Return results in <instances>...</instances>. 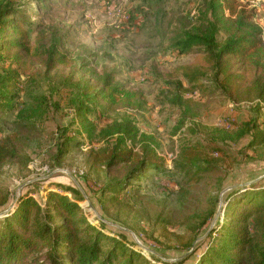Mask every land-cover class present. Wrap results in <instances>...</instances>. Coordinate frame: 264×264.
<instances>
[{
	"label": "rangeland",
	"instance_id": "1",
	"mask_svg": "<svg viewBox=\"0 0 264 264\" xmlns=\"http://www.w3.org/2000/svg\"><path fill=\"white\" fill-rule=\"evenodd\" d=\"M239 1L252 10L264 39V0ZM16 2L36 5L33 0ZM200 4L201 0H170L157 17L135 0L45 1L44 27L68 34L63 50L77 68L115 73L127 90L141 91L146 104L140 111L96 107L84 95L80 73L68 69L45 72L36 65L32 75L21 73L14 85L0 78V96L6 98L1 101L0 142L10 137L15 151V157L0 167V187L10 196L0 217L21 194L29 192L43 207L49 183L74 185L84 198L80 205L89 223L98 226L99 220L124 232L151 264H172L190 257L218 218L225 219L234 190L264 184V141L249 146L254 136L261 138L259 133L264 139V114H256L250 102L232 103L211 76L200 82L203 89L188 93L174 87L180 82L187 88L183 79L168 77L175 67L193 61L192 56L169 49L168 39L176 28L190 29L199 23ZM114 120L131 123L137 135L126 146L134 153L149 147L163 159L164 171H149L142 177L136 194H125L123 207L101 210L96 200L108 176L103 167L91 168L86 156L89 151L104 152L114 143L116 135L105 136ZM64 139L70 140L67 153L57 162ZM189 150L197 162L216 169L197 182L176 170ZM67 197L74 199L72 194ZM213 207L214 218L199 227L205 231L202 235H195L193 229ZM193 263L194 256L184 264Z\"/></svg>",
	"mask_w": 264,
	"mask_h": 264
},
{
	"label": "trees",
	"instance_id": "2",
	"mask_svg": "<svg viewBox=\"0 0 264 264\" xmlns=\"http://www.w3.org/2000/svg\"><path fill=\"white\" fill-rule=\"evenodd\" d=\"M33 1L35 7H31V3L0 0V78L3 83L14 85L21 73L32 75L36 65L45 72L68 69L80 73L84 95L90 97L96 107L111 112L140 111L145 107L143 93L127 90L117 82L115 73L77 68L63 50L68 34L47 31L44 27L48 17L46 0ZM135 1L154 10L158 17L170 0ZM200 5L199 23L190 29L184 25L176 28L168 39L169 49L181 56H192L193 61L175 67L168 77L183 79L187 88L180 82H175L174 87L188 93L203 89L200 82L211 76L232 103L250 102L256 114H264V39L262 30L253 21L252 10H247L239 0H201ZM220 34H223L221 39ZM5 64L8 66L4 67ZM4 99L0 96V115ZM86 112H91L90 108H86ZM114 135L116 138L108 150L89 151L86 156L91 168L103 167L108 176L96 200L101 210L107 206L123 207L125 194L133 192L135 195L142 177L149 171H164L163 159L149 147L134 153L126 146L127 140L133 143L137 135L128 120L111 123L105 136ZM258 136L261 138L256 140L254 136L250 147L264 141L262 133ZM10 140L6 137L0 142V167L15 157ZM69 141L64 139L60 144L55 156L57 162L67 153ZM189 151L183 155L184 162L175 166L186 177L197 182L216 169L211 164L197 162L192 150ZM45 189L43 207L28 192L21 194L12 208L0 217V264H151L140 246L124 232H115L99 220L98 226L87 221L80 205L84 198L77 187L51 182ZM235 191L226 204L225 219L218 218L215 227L195 246L190 257L172 264H184L192 256L193 264H264V184H253L243 192ZM67 194H72L74 199H69ZM9 200V194L0 187V210ZM215 214V207L207 210L199 226L193 229L194 234L202 235L205 231L199 227L211 221ZM214 234L216 238H212ZM194 240L186 244V251L191 249Z\"/></svg>",
	"mask_w": 264,
	"mask_h": 264
},
{
	"label": "water",
	"instance_id": "3",
	"mask_svg": "<svg viewBox=\"0 0 264 264\" xmlns=\"http://www.w3.org/2000/svg\"><path fill=\"white\" fill-rule=\"evenodd\" d=\"M215 219H217V215H216Z\"/></svg>",
	"mask_w": 264,
	"mask_h": 264
}]
</instances>
